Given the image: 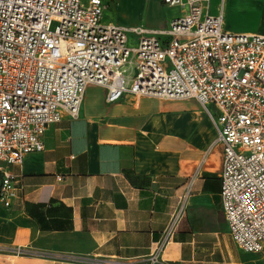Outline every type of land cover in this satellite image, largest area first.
Instances as JSON below:
<instances>
[{"label": "crops", "instance_id": "1", "mask_svg": "<svg viewBox=\"0 0 264 264\" xmlns=\"http://www.w3.org/2000/svg\"><path fill=\"white\" fill-rule=\"evenodd\" d=\"M103 2V20L127 28L164 31L181 14L161 0ZM208 12H222L228 32L264 35V0H209ZM214 138L194 99L124 94L108 103L103 87L88 85L78 115L64 114L42 151L10 167L0 264H264V250H241L223 225ZM192 177L185 215L154 253Z\"/></svg>", "mask_w": 264, "mask_h": 264}, {"label": "built area", "instance_id": "2", "mask_svg": "<svg viewBox=\"0 0 264 264\" xmlns=\"http://www.w3.org/2000/svg\"><path fill=\"white\" fill-rule=\"evenodd\" d=\"M161 2L181 11L164 31L104 21L103 0H0V202L8 207L13 196L10 167L42 151L45 132L64 114L78 115L88 85L103 87L108 103L124 94L194 99L214 127L212 145L222 147L219 197L229 234L241 250L261 252L264 35L226 31L209 0ZM192 183L154 253L185 215Z\"/></svg>", "mask_w": 264, "mask_h": 264}, {"label": "rangeland", "instance_id": "3", "mask_svg": "<svg viewBox=\"0 0 264 264\" xmlns=\"http://www.w3.org/2000/svg\"><path fill=\"white\" fill-rule=\"evenodd\" d=\"M55 27H56V23L53 22V23L51 24L50 29L53 30ZM131 56H132V55H131ZM130 58H132V57H130ZM121 69H125L124 75L128 76V75H130V73H131L132 67H131V65H129V64H125L124 66L121 67ZM223 225H224L225 227H228L225 223H224Z\"/></svg>", "mask_w": 264, "mask_h": 264}]
</instances>
